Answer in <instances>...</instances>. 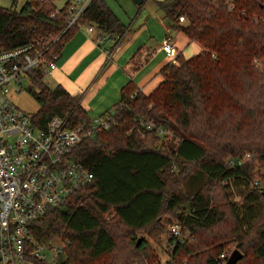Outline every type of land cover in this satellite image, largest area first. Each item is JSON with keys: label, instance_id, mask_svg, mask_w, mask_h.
I'll list each match as a JSON object with an SVG mask.
<instances>
[{"label": "trees", "instance_id": "obj_1", "mask_svg": "<svg viewBox=\"0 0 264 264\" xmlns=\"http://www.w3.org/2000/svg\"><path fill=\"white\" fill-rule=\"evenodd\" d=\"M14 3L0 6V51L30 45L49 57L82 26H94L95 35L125 37L128 30L104 0H88L70 25L69 2L57 8L53 0H26L19 9ZM153 4L199 52L188 58L178 52L148 94L132 83L121 88L110 128L69 153L93 179L33 221L32 238L44 247L65 242L55 264H154L147 237L156 232L171 245L163 264H222L223 242L230 240L242 252L235 264H264V189L252 186L254 163L264 168V0ZM27 77L37 126L56 115L69 127L90 118L60 84H45L42 70ZM139 117L168 127L173 136L144 131ZM244 153L251 157L241 166L227 165ZM214 184L225 204L211 195ZM229 192H237L240 203L228 199ZM224 205L232 229L211 238L225 219ZM173 223L180 225L181 241L167 228ZM124 239L130 253L119 251Z\"/></svg>", "mask_w": 264, "mask_h": 264}, {"label": "built area", "instance_id": "obj_2", "mask_svg": "<svg viewBox=\"0 0 264 264\" xmlns=\"http://www.w3.org/2000/svg\"><path fill=\"white\" fill-rule=\"evenodd\" d=\"M87 1L81 7L77 6L80 0L69 1V25L75 23ZM83 30L108 58L123 40V36L104 33L98 37L92 25ZM160 50L175 62L177 54L170 35L165 36ZM57 57H45L30 45L0 51V264H55L65 242L59 248L39 245L32 238L31 223L45 211L58 208L93 179L80 162L68 158L69 153L78 143L108 130L114 122L115 113L109 110L72 127L58 115L39 127L32 114H24L9 100L10 89L20 92L22 78L28 79L29 71L39 69L45 76L55 71ZM138 122L146 132L154 131L164 139L173 136L168 127L150 119L139 117ZM250 157L244 153L226 163L241 166ZM252 186L257 188L258 183L253 181ZM168 229L181 241L179 224L173 223Z\"/></svg>", "mask_w": 264, "mask_h": 264}, {"label": "crops", "instance_id": "obj_3", "mask_svg": "<svg viewBox=\"0 0 264 264\" xmlns=\"http://www.w3.org/2000/svg\"><path fill=\"white\" fill-rule=\"evenodd\" d=\"M161 15H157L156 26L159 32V27L162 28V33H150L147 27L149 37L143 42L139 41L138 32L130 33L127 27L125 37L110 58L99 51L94 38L83 30L85 27L74 31L59 52L55 71L50 74L54 83L77 97L90 118L113 110L121 88L127 83L148 94L161 82L160 71L170 61L160 50L166 35L171 36L176 54L181 52L188 57L200 50L182 32L170 29Z\"/></svg>", "mask_w": 264, "mask_h": 264}, {"label": "rangeland", "instance_id": "obj_4", "mask_svg": "<svg viewBox=\"0 0 264 264\" xmlns=\"http://www.w3.org/2000/svg\"><path fill=\"white\" fill-rule=\"evenodd\" d=\"M25 1L26 0H15L14 6L19 9ZM69 1L71 0H53V3L55 7L62 8V6H64V4ZM85 1L86 0H80L81 4H77V6L81 7ZM104 1L111 8L114 14H116L119 20H121V22L126 27H128V29L130 30V33L135 31V32H138L139 35H141V37L139 38V41L143 40V42H145V40H147V38L149 37L147 27L150 28V31H149L150 33H156V32L159 34L160 32L162 33L161 31L162 28L159 27L160 29V32H159L157 31L158 28L156 26L157 22L159 21L157 18V15L162 16L161 11L156 7L155 4H153V0H146V2L143 3V5H141V7H138L136 4H134L132 0H104ZM156 1H161V0H156ZM11 2L12 0H0V6L7 7L11 5ZM165 22H167L166 19H165ZM188 57H191V56H188ZM43 81L45 84H47L51 88L56 86V84L53 81L52 76L50 75H46ZM21 85L22 86H21L20 92H16L14 87L10 89L9 100H11L24 114L25 113L28 115L35 114V112L38 109V105L36 101L32 98V96L28 93V87L32 85H30L28 79L25 76L24 78H22ZM145 139L146 140L144 141V143L146 144V146L150 147L152 145L150 143V140L148 138H145ZM154 143L157 144V141ZM253 171L255 174V176L253 177V181H256L264 189V168L262 167L260 162L254 163ZM212 188L213 189H212L211 195L215 197L214 200L216 199L220 203L225 204L224 203L225 199H223L222 197L223 194H222L221 188H219V185L214 184ZM227 198L228 199L231 198V200L234 201L235 203H240V200H241L237 192L227 193ZM224 206L225 207L222 210L224 212L225 219L223 222H221L216 227H214V229L211 231V235L209 234L211 238L213 237V235L214 236L216 235L219 237L224 236L226 233L230 231V229H232L233 218L230 217L231 215L226 205ZM158 236L160 237L158 238ZM158 236L156 232L152 238L147 237L149 239L148 252L150 253L152 259L153 258L156 259V261L155 259H153L154 264L156 262H160L161 264H163L169 258L171 245L169 246L166 245V236L164 234L162 235L160 234ZM122 242H123V245L126 247L118 245L119 249H121L119 251L121 253H126V252L130 253L131 248L128 244V241L124 239ZM60 244H61L60 240H55L51 242L49 245L59 248ZM235 249H238V248L235 247V243L232 240H230V242H227V241L223 242V254L224 256H227V258L231 255V252ZM239 251L241 252V250ZM62 257H63V254L61 252L58 259L60 260ZM242 264H254V263L251 260H246V262Z\"/></svg>", "mask_w": 264, "mask_h": 264}, {"label": "water", "instance_id": "obj_5", "mask_svg": "<svg viewBox=\"0 0 264 264\" xmlns=\"http://www.w3.org/2000/svg\"><path fill=\"white\" fill-rule=\"evenodd\" d=\"M137 6L142 5V0H133ZM242 257L241 252L235 249L231 252V255L222 264H235Z\"/></svg>", "mask_w": 264, "mask_h": 264}]
</instances>
